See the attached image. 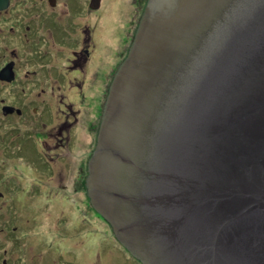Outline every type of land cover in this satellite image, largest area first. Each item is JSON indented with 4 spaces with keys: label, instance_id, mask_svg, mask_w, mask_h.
<instances>
[{
    "label": "water",
    "instance_id": "95a60500",
    "mask_svg": "<svg viewBox=\"0 0 264 264\" xmlns=\"http://www.w3.org/2000/svg\"><path fill=\"white\" fill-rule=\"evenodd\" d=\"M131 43L92 207L141 264H264V0H151Z\"/></svg>",
    "mask_w": 264,
    "mask_h": 264
},
{
    "label": "flooded vegetation",
    "instance_id": "af4514ba",
    "mask_svg": "<svg viewBox=\"0 0 264 264\" xmlns=\"http://www.w3.org/2000/svg\"><path fill=\"white\" fill-rule=\"evenodd\" d=\"M120 1L131 7L124 17L125 48L146 0H0V264H70L47 250L53 242L43 248L32 244L42 233L35 226H20L18 190L11 191L9 183H18V155L37 169L26 150L31 142L60 151V163L67 160L69 118L78 110L70 100L71 88L86 82L88 69L102 79V69L112 59L103 64L101 55L119 45L106 35L114 22L118 33V17L126 12H119ZM38 188L31 185L30 190Z\"/></svg>",
    "mask_w": 264,
    "mask_h": 264
},
{
    "label": "rangeland",
    "instance_id": "374dc122",
    "mask_svg": "<svg viewBox=\"0 0 264 264\" xmlns=\"http://www.w3.org/2000/svg\"><path fill=\"white\" fill-rule=\"evenodd\" d=\"M148 1L146 0L144 6L142 5L144 9L151 0ZM118 7L119 12L121 8L126 9V12L118 17V33L116 34V28L115 32L113 31L116 22L109 23L106 36L113 43L114 39H118L119 45L111 51V54L102 53L103 64H107L112 59L102 69V79L100 75L98 80L94 71L88 69L85 75L86 82L80 87L71 88L70 100L73 107L78 110L69 118V151H65L67 160L60 163L63 154L56 155L60 151L55 148L47 149L31 142L26 146V150L31 152L32 159L37 162V169L31 166V160L26 161L30 164L27 166L25 161H21L23 157L18 155V183H9L11 191L18 190L20 226L24 229L35 226V229L42 233L41 236H34L32 244L37 248L41 246L43 248L48 242H53L54 244L49 245L47 250L55 259H65L71 264H140L114 239L111 226L92 207L85 192L87 163L95 148L102 105L109 84L117 68L126 58L133 39L130 37L125 48H122L124 44L121 40L126 33L124 17L131 7L126 1H120ZM144 9L141 10L142 13ZM127 23L130 24V20ZM138 23L139 20L134 32ZM121 49H123L122 53H120ZM110 64L114 65L111 69ZM38 156L41 157L40 160L37 159ZM9 170L8 167V172ZM46 170L49 172L48 175L44 173ZM31 185L39 186V190H30ZM58 185L65 186L59 188ZM25 191L30 195L25 196ZM52 227L54 230L50 231Z\"/></svg>",
    "mask_w": 264,
    "mask_h": 264
},
{
    "label": "trees",
    "instance_id": "16d2710c",
    "mask_svg": "<svg viewBox=\"0 0 264 264\" xmlns=\"http://www.w3.org/2000/svg\"><path fill=\"white\" fill-rule=\"evenodd\" d=\"M112 236L114 237V239L118 242V240L115 238V236H114V234L112 233ZM119 243V242H118ZM120 244V243H119ZM121 245V244H120ZM122 246V245H121ZM123 247V246H122ZM124 248V247H123ZM124 250L133 258V259H135V260H137L140 264H141V262L138 260V259H136L134 256H132L130 253H129V251H127L125 248H124ZM71 264V263H70Z\"/></svg>",
    "mask_w": 264,
    "mask_h": 264
}]
</instances>
